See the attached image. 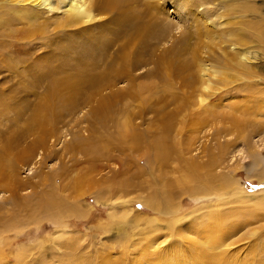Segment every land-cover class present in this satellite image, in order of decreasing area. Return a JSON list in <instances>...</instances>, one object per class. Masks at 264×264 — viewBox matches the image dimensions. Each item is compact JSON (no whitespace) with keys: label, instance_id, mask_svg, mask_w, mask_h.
<instances>
[{"label":"rangeland","instance_id":"1","mask_svg":"<svg viewBox=\"0 0 264 264\" xmlns=\"http://www.w3.org/2000/svg\"><path fill=\"white\" fill-rule=\"evenodd\" d=\"M17 1L0 0V264H264V0L64 25Z\"/></svg>","mask_w":264,"mask_h":264},{"label":"bare ground","instance_id":"2","mask_svg":"<svg viewBox=\"0 0 264 264\" xmlns=\"http://www.w3.org/2000/svg\"><path fill=\"white\" fill-rule=\"evenodd\" d=\"M17 3L19 5L30 4L31 6L43 7L48 10H59L62 14L68 15L67 18L62 20L64 25L65 22L71 20L74 22L85 17H91L92 8H97L101 13H122L128 0H18ZM83 21L86 22L85 20ZM242 60L245 61L246 59Z\"/></svg>","mask_w":264,"mask_h":264}]
</instances>
